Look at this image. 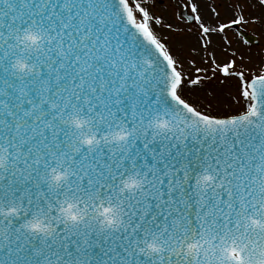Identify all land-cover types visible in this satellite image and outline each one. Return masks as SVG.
Instances as JSON below:
<instances>
[{"label": "snow or ice", "instance_id": "obj_1", "mask_svg": "<svg viewBox=\"0 0 264 264\" xmlns=\"http://www.w3.org/2000/svg\"><path fill=\"white\" fill-rule=\"evenodd\" d=\"M0 264H264V0H0Z\"/></svg>", "mask_w": 264, "mask_h": 264}]
</instances>
